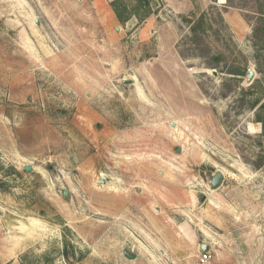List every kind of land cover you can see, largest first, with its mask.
Returning a JSON list of instances; mask_svg holds the SVG:
<instances>
[{
	"label": "rangeland",
	"instance_id": "rangeland-1",
	"mask_svg": "<svg viewBox=\"0 0 264 264\" xmlns=\"http://www.w3.org/2000/svg\"><path fill=\"white\" fill-rule=\"evenodd\" d=\"M148 1L0 0V264H264V0Z\"/></svg>",
	"mask_w": 264,
	"mask_h": 264
},
{
	"label": "trees",
	"instance_id": "trees-1",
	"mask_svg": "<svg viewBox=\"0 0 264 264\" xmlns=\"http://www.w3.org/2000/svg\"><path fill=\"white\" fill-rule=\"evenodd\" d=\"M190 1L195 4V1L196 0H190ZM121 4H122V9H120V7H118L115 4H113V5H114V9L116 11L117 17L119 18V21L124 22V21H127L128 20L129 15H130V12H129V10L127 8V4L125 2H122ZM138 5L139 6H142L144 8H148L149 9V1L148 0H138ZM125 13H126V15H125ZM133 14L137 15L138 13L137 12H133ZM148 14H149V12L147 10L145 16H147ZM200 20H202V18H200L198 21H200ZM196 24L198 25V24H200V22H197ZM196 24L194 23L193 26H192V30L193 31L196 30V26H195ZM260 30H261V28L259 26H257L255 28V30H254V37L255 38L259 35ZM230 73H232L234 75H243L244 74V71H241V70H231Z\"/></svg>",
	"mask_w": 264,
	"mask_h": 264
},
{
	"label": "water",
	"instance_id": "water-1",
	"mask_svg": "<svg viewBox=\"0 0 264 264\" xmlns=\"http://www.w3.org/2000/svg\"><path fill=\"white\" fill-rule=\"evenodd\" d=\"M248 71H249V74H248V79H247V81H248V82H251V81L254 79V77H255V71H254L252 68H250ZM25 170H26V171H32V170H33V166L30 165V164H28V165L25 166ZM106 180H107L106 177L101 176V178L99 179V182H100V183H105ZM222 180H223V173H222V171H220V170L216 171V172L213 174V176H212L210 188H211V189H216L218 186H220ZM66 193H67V192H65V194H66ZM204 197H205V195L202 194V195H201V198L203 199ZM209 248H210V247H209V245H208L207 243H202V244H201V250H202V251H207V250H209ZM127 255H128V256H131V257L133 256V255H131V254L128 253V252H127Z\"/></svg>",
	"mask_w": 264,
	"mask_h": 264
},
{
	"label": "built area",
	"instance_id": "built-area-1",
	"mask_svg": "<svg viewBox=\"0 0 264 264\" xmlns=\"http://www.w3.org/2000/svg\"><path fill=\"white\" fill-rule=\"evenodd\" d=\"M211 260H212V254H211L210 250L202 251V255H201L202 263L210 264Z\"/></svg>",
	"mask_w": 264,
	"mask_h": 264
},
{
	"label": "bare ground",
	"instance_id": "bare-ground-1",
	"mask_svg": "<svg viewBox=\"0 0 264 264\" xmlns=\"http://www.w3.org/2000/svg\"><path fill=\"white\" fill-rule=\"evenodd\" d=\"M220 3H225L226 0H218Z\"/></svg>",
	"mask_w": 264,
	"mask_h": 264
}]
</instances>
